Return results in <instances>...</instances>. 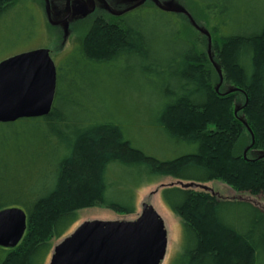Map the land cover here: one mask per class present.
<instances>
[{"label": "trees", "instance_id": "16d2710c", "mask_svg": "<svg viewBox=\"0 0 264 264\" xmlns=\"http://www.w3.org/2000/svg\"><path fill=\"white\" fill-rule=\"evenodd\" d=\"M191 1L206 13L217 58L244 95L240 116L236 97L214 90L199 44L176 13L141 4L119 16H92L84 41L57 67L52 112L0 123V211L27 214L24 239L0 248V264H46L79 210L135 214L138 191L166 177L187 183L161 193L183 220L181 251L170 264H264V210L198 190L223 181L264 200V157H251L264 151V7ZM23 2L0 0V20ZM243 17L250 24L241 31ZM144 93L152 99L145 118L165 146L160 158L137 147L125 120L137 114L122 96Z\"/></svg>", "mask_w": 264, "mask_h": 264}, {"label": "rangeland", "instance_id": "374dc122", "mask_svg": "<svg viewBox=\"0 0 264 264\" xmlns=\"http://www.w3.org/2000/svg\"><path fill=\"white\" fill-rule=\"evenodd\" d=\"M141 4L154 6L159 4L163 9L176 13L182 19L185 34L188 38L198 42L204 64L213 74L214 90L218 94L236 97L233 107L235 115L238 116L244 103V95L238 92L233 79L235 77L224 71L225 64L222 62L225 60L219 61L217 58L216 50L218 49L215 50L212 32L206 25L208 20L206 13L191 0H24L5 19L0 20V63L23 53L47 49L51 52L56 67L62 66L67 52L75 47L76 42L84 41L83 34L88 27L89 18L100 13L108 17L119 16ZM249 4L251 9L260 10L264 7V0H250ZM222 9L219 12H223ZM243 19V23L238 27L241 31H244L250 24L246 21V17ZM216 24L220 25L222 35L224 32L227 33L228 29L225 28L223 21L220 20ZM76 26H78L77 29H75ZM122 100L127 101V111L137 114L135 118L125 117L127 127L131 130L137 147L149 155L160 158L161 154L163 157L165 146L157 143L155 132L152 131L153 126L148 124L145 118V108L151 104L152 99L147 98L144 93L141 99H126L122 96ZM241 120H243L242 117ZM167 156L174 157L171 153ZM253 156L263 158L264 151L252 152L251 157ZM186 184L166 177L154 185L141 188L137 193V210L132 215L117 214L100 207L81 209L78 212L79 221L71 228L68 235L88 221L135 220L141 214L144 205H152L164 220L168 232L167 255L162 264H170L181 251L183 220L164 205L161 193L165 188L183 187ZM198 190L212 192L222 200H248L264 210V200L261 197L236 192L223 181L207 183L198 187ZM62 240L53 241V250ZM53 250L46 264L50 263ZM5 254L2 252V256Z\"/></svg>", "mask_w": 264, "mask_h": 264}, {"label": "water", "instance_id": "95a60500", "mask_svg": "<svg viewBox=\"0 0 264 264\" xmlns=\"http://www.w3.org/2000/svg\"><path fill=\"white\" fill-rule=\"evenodd\" d=\"M56 88L57 67L47 49L1 62L0 123L48 116L53 110ZM26 231L24 210L0 211V248H17ZM167 249L164 220L152 205H144L132 221L81 224L54 248L49 264H162Z\"/></svg>", "mask_w": 264, "mask_h": 264}]
</instances>
